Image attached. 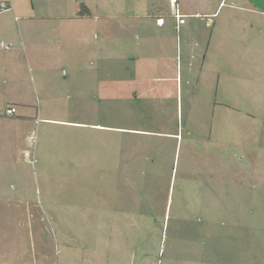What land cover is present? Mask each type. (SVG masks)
Segmentation results:
<instances>
[{"label": "rangeland", "instance_id": "obj_1", "mask_svg": "<svg viewBox=\"0 0 264 264\" xmlns=\"http://www.w3.org/2000/svg\"><path fill=\"white\" fill-rule=\"evenodd\" d=\"M19 1L14 15L0 10L1 49L30 21V0ZM80 23L46 35L58 29L78 47L100 39ZM231 54L214 55L211 81L195 58L167 94L137 102L129 85L111 101L98 92L95 106L73 87L42 103L17 65L10 87L19 89L0 91V113L15 104L27 121L0 127V264H264V56L251 104L234 95Z\"/></svg>", "mask_w": 264, "mask_h": 264}, {"label": "crops", "instance_id": "obj_2", "mask_svg": "<svg viewBox=\"0 0 264 264\" xmlns=\"http://www.w3.org/2000/svg\"><path fill=\"white\" fill-rule=\"evenodd\" d=\"M5 1L9 3L11 9L7 10L4 16L14 15L20 9L19 0ZM30 2L31 11L27 14V20L30 21L25 26V33L18 26V36L11 39L15 43L14 46L18 47L0 48L8 52L5 55L0 54V91L4 95H12L19 89L10 87V75L16 74L18 65L26 77L28 76L29 87L32 89L33 86L42 103L48 100L49 96H52V100L56 99L57 97L50 92L58 94L64 87H73L75 94L78 95V102L81 101V97H88V102H92L94 106L98 92L99 96L102 97L103 94L105 100L111 101L113 93L116 94V91L118 93L129 85L134 89L132 94L137 102L141 96L158 98L162 91L164 94L168 93L169 79H175L176 85L179 84L182 70L190 67L195 58L202 60L200 74L208 75L207 79L211 81L214 55L217 57L221 48L224 50L231 48L232 62L237 63L233 76L239 79V83L233 88L234 95L239 91L238 96L243 95V100L253 104L252 90L256 83H253V78L257 71L258 57L264 56V0H30ZM81 4L85 6L86 13L80 15ZM223 11L225 14L220 17ZM80 22H87L95 27L100 39L97 37L95 38L98 39L97 42L92 41L94 34L90 36L91 41L87 45L78 47L65 43L66 39L62 34L58 36L59 28L64 33L65 30L74 29L71 24ZM37 24H44L40 28L43 30L41 37L37 36ZM46 28H53L52 30L58 28L56 36H47ZM76 44L82 45L83 39L78 37ZM71 47L73 50L66 54L65 50ZM98 61L104 62V68L100 71L97 68ZM170 61L172 64H169ZM60 69L63 79L57 74ZM177 69H180L179 74ZM98 74L104 78L100 82L99 91L95 81ZM76 83L85 90L81 94L76 91ZM25 85L27 90L26 81ZM9 106L16 109L15 114L11 116L5 113ZM17 110L15 104H7L0 113V127L3 126L7 130V126H12L15 122L27 121L25 117L24 119L17 114ZM18 117L23 120L17 119ZM68 122L78 126H100L122 131L128 129L123 126L85 121ZM165 134L172 138L178 135L172 132ZM120 211L128 216L130 214L128 210ZM136 216L137 214L131 218L137 219ZM261 262L264 263V255L260 256Z\"/></svg>", "mask_w": 264, "mask_h": 264}, {"label": "built area", "instance_id": "obj_3", "mask_svg": "<svg viewBox=\"0 0 264 264\" xmlns=\"http://www.w3.org/2000/svg\"><path fill=\"white\" fill-rule=\"evenodd\" d=\"M7 8H10L9 3L6 2V1H0V10H5ZM176 17L179 18V15L176 14ZM180 21L182 22V20H180ZM3 47L5 49H9L11 47V44L5 43V44H3ZM5 112H6L7 115L11 116V115L15 114L16 109L13 106H9V107L6 108Z\"/></svg>", "mask_w": 264, "mask_h": 264}, {"label": "trees", "instance_id": "obj_4", "mask_svg": "<svg viewBox=\"0 0 264 264\" xmlns=\"http://www.w3.org/2000/svg\"><path fill=\"white\" fill-rule=\"evenodd\" d=\"M86 13V9H85V6L83 4L80 5V10H79V14H84Z\"/></svg>", "mask_w": 264, "mask_h": 264}]
</instances>
